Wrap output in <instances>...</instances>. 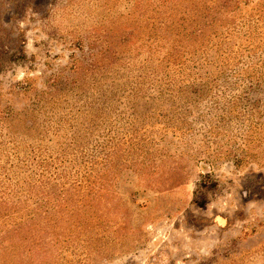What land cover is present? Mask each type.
Masks as SVG:
<instances>
[{
	"label": "rangeland",
	"instance_id": "1",
	"mask_svg": "<svg viewBox=\"0 0 264 264\" xmlns=\"http://www.w3.org/2000/svg\"><path fill=\"white\" fill-rule=\"evenodd\" d=\"M0 264H264V0H0Z\"/></svg>",
	"mask_w": 264,
	"mask_h": 264
}]
</instances>
